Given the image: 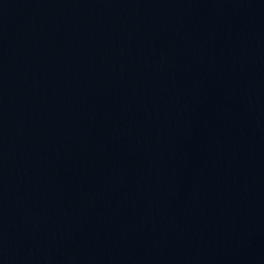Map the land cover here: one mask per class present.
I'll use <instances>...</instances> for the list:
<instances>
[{"label": "water", "instance_id": "water-1", "mask_svg": "<svg viewBox=\"0 0 264 264\" xmlns=\"http://www.w3.org/2000/svg\"><path fill=\"white\" fill-rule=\"evenodd\" d=\"M0 264H264V0H0Z\"/></svg>", "mask_w": 264, "mask_h": 264}]
</instances>
